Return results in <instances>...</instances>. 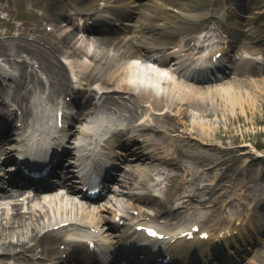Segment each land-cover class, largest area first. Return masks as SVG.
Instances as JSON below:
<instances>
[{"label": "rangeland", "instance_id": "374dc122", "mask_svg": "<svg viewBox=\"0 0 264 264\" xmlns=\"http://www.w3.org/2000/svg\"><path fill=\"white\" fill-rule=\"evenodd\" d=\"M5 1L6 0H2V3ZM53 1L54 0H11L4 12V15L9 21L0 23V43H4L6 46L11 47L18 45L25 39L14 38L13 36H17L22 30L32 31V36H34V30H37V34L40 36L47 22L43 14L47 6ZM233 1L234 0L165 1L161 10H157V13L153 15L155 17L145 29L146 31L142 33V38H149L154 32L169 35L173 30H177V25L183 20L182 11L187 15L198 13L197 16L199 14H203V16H207L208 14L212 15L214 11L215 15L221 16L226 8L233 5ZM158 2L162 3V1ZM250 3L253 4V9L247 13L249 18L248 27L251 28L256 26L255 24H260L256 32H251V34H257L261 37V42L259 44H247L249 53H259L257 55L258 62L251 64L249 68L252 75L224 85L216 84L215 82L200 83V87L211 89L205 96L210 102L209 108L213 114L207 116L206 111L203 109L197 110L199 111L198 113L191 110L193 109L191 107H187V110L183 111V114H178V109L173 108L174 112H172L171 115L179 119L183 117L182 121H179L177 118H175V120L160 119L163 121H159L157 127L165 131V133L159 132L156 134V138L162 144L169 146L171 155L175 157V162L179 165V167L172 168H167L165 165L157 167L162 171H170L176 175H183L184 178L189 179L191 183L193 182L196 188L202 183L200 188L202 187L205 191L198 192L196 194L197 199L209 201L204 203L195 202V206L198 207L197 212H216L219 216L233 217L231 218L233 221L241 216H245L248 210H255L253 211L254 213L264 216V150H258L256 148V146L264 147V0H250ZM187 17L188 16L185 18ZM12 22H16L20 26L17 27L18 31L9 35L10 23ZM189 25L194 26L193 23H189ZM173 26H176V29H170ZM192 30L194 31V29L189 31ZM189 35L191 37L193 32ZM51 36H54L53 33ZM130 37L131 35L127 38ZM190 37H187V40ZM70 40L71 39H69V41ZM28 41L40 46L32 40ZM69 41L63 42V47L68 44ZM237 48L238 47H234L233 51L229 53L230 57L236 56ZM11 50L30 53L28 49L23 47L22 49L19 47L18 49ZM69 52L76 57L77 64L80 65V59L75 54L71 53V50H69ZM75 52L80 53L78 50ZM85 59L87 60L88 58L86 57ZM132 64V66L138 68L143 76H147L148 78H153L157 72L151 66L140 65L138 62H133ZM118 65L123 71L127 66L124 61ZM30 83L31 85H35L32 81H30ZM28 88L30 87H27V89ZM30 93H32V90ZM144 101V98H140V103H142L143 106L141 105L137 116L153 120L154 115L144 107ZM168 108L170 109L171 107ZM204 112L205 115L203 114ZM186 114L195 115L191 118L205 124L206 128H208L206 131L207 136L203 135V131L198 126V128L189 129H196L202 133L203 137H199L197 141H195L194 138L188 139L186 132H188L189 129L183 124ZM136 124L137 123H135V125ZM176 127L180 129L179 132L181 134L178 138L175 137L176 133L174 129ZM183 132H185V134ZM150 133L153 134L152 132ZM186 142L197 144L204 157L196 162L194 159L185 157V153L193 156L199 154L194 149L190 150L186 148ZM207 146H209L208 149ZM148 163H150V161L146 164ZM136 167L140 168L139 165ZM206 167H210L211 169L203 171V168ZM212 168L214 169L212 170ZM255 170L260 172L259 175L254 173ZM150 174L158 177L156 176L158 174L157 171L150 170ZM141 179H145V182L152 181L148 174L142 176ZM219 180H221L220 184H218ZM213 181L215 184H212L214 183ZM170 183L172 184V188L167 185L165 189L169 193H172L173 196L177 195L176 190L179 196L188 194L187 189L182 188V177ZM224 186L225 188L221 189ZM241 186L244 188L243 191L240 190ZM210 187L211 189H209ZM134 189H136L135 193L144 192L141 187ZM189 190L191 189L189 188ZM222 190H225L223 194H221ZM142 205H149L152 209L156 208L155 204L151 202L146 204L143 203ZM263 253L264 247L257 250L255 256L252 258L253 264H264Z\"/></svg>", "mask_w": 264, "mask_h": 264}, {"label": "bare ground", "instance_id": "6f19581e", "mask_svg": "<svg viewBox=\"0 0 264 264\" xmlns=\"http://www.w3.org/2000/svg\"><path fill=\"white\" fill-rule=\"evenodd\" d=\"M148 5L154 7L153 9L157 8V6H153L151 4H148ZM154 5H157V3H154ZM157 9H160V8L158 7ZM153 11H155V10H153ZM151 14H152V12L148 13V10L143 13V15L146 18H149V20H148L149 22L148 23L147 22L141 23L142 26H145V25H147L153 21V18L155 16H151ZM189 17L191 20L183 19L184 24L187 21L195 22V20L199 21L202 18V16H189ZM183 23L181 22V24H183ZM225 33L227 34V32H225ZM236 34H237V32L235 31L231 35H232V37H234V35H236ZM231 35H230V38H231ZM135 39L137 41H139L137 36L135 37ZM209 40L210 39H200L199 44H197L193 50L191 48H189L188 46H187L188 48L181 47L180 49L188 52V55L190 57L198 54V55H200V59L202 58L203 61H207L208 56H211L213 50L215 48L216 49L219 48L218 45H208L207 47L204 48L203 47V45H204L203 41H206V43H209ZM110 41H112V40H110V38L109 39H103V40L101 39L98 42V46H102L105 43H108ZM169 41L175 42V40H173L172 37L169 38L167 36H161L160 34L155 33V35H153L149 41H145V42H147L150 45L151 52H159V51H161L160 47L166 45ZM22 46H23V48L28 49L32 53V56L36 60V62H38V63L41 62V70H42L43 74L48 75L50 82L52 83V87L57 86L59 84H61L62 86L63 85H69V83H70L69 77L67 76V74L64 73V67L65 66L58 64L50 55H48L45 52L38 51V49L33 48L27 42H24L22 44ZM5 47L6 46L3 43H0V53L5 52ZM18 48H19L18 45L13 47L14 50L18 49ZM20 48L22 49V47H20ZM126 51H128L129 60L126 64L127 66H126L125 70L120 72L118 75H114V77H112L110 79V82L117 83L120 86H123L124 89H131V87H132L131 82L128 83V82L124 81L123 79L130 81L132 78H137V72L134 71L133 73H131V71L134 69L132 66L133 60L134 59L141 60V59H144V58L149 57V56L147 55L146 49L144 47H140L138 45H136L135 49H132V48H129L128 46H126ZM23 52L24 51H20L19 53H23ZM103 52H105V54L107 55V50L103 47H100L99 49H97V52H96L97 54L95 57L101 56V55L104 57ZM244 53H245V50L240 53L241 58H242ZM203 56H205V58ZM190 62H193V59H191ZM93 65H95V63ZM87 70H88V68H86L85 71L87 72ZM52 71H55L56 74H53ZM233 76H235V75H233ZM38 84H40V82ZM206 93H209V91L202 90L201 88L196 87V86H189V87L185 88L184 85H180L178 83H175V84H169L168 85L166 98H167L168 106H170V107H175L178 109H182L183 107H186V108L191 107L195 110L203 109L204 111H206V115L210 116L213 114V112L209 108L210 102L207 100V97L205 96ZM21 94H24V93L17 94L15 96V98H17V96L21 95ZM24 95H26V94H24ZM18 100L21 104V108L25 107V104L27 102V101H25L26 97L22 96ZM155 105L159 107L161 105V101H155ZM197 112H199V111H197ZM203 114L205 115V112ZM186 126L188 128H198V126H199V128L203 131V135L207 136L206 131L208 130V128H206L205 124H202L198 120L196 121L194 118H191V116L186 117ZM97 129L99 130V128L97 126H94V127L82 128V129L78 130L79 135L81 137V140L83 139L85 144L88 147H90V141L93 138L92 135L95 132H97L96 131ZM78 131L77 130L74 131V133H73L74 137L76 136ZM203 135L201 132H199L195 129H191L190 133H188V136L192 137V138L193 137H203ZM157 145L160 146L159 144H157ZM185 145L188 148L198 150V147L195 144L185 143ZM84 150H85V146H84ZM184 156L187 158L194 159L195 162L202 158V156L199 154L193 156L190 154L188 155V153L187 154L185 153ZM200 165H202V164H200ZM200 165H198V166H200ZM208 169H211V168L210 167L203 168V171H206ZM254 173L258 174L257 171H254ZM125 174L128 175L127 185L131 186L134 184L133 182L137 181V179H136L137 175H136L134 170H128L125 172ZM176 177L177 176L167 175V179H170L171 181L175 180ZM180 177L184 178L183 175H180ZM225 178L229 179L227 177H225ZM190 183L191 182L186 181L185 185L190 184ZM220 183H221V180L218 181V184H220ZM192 184H194V183H192ZM192 187L195 188L194 185H192ZM192 187H190L191 190L193 189ZM224 188H225V186L221 189H224ZM225 190H222L221 194H223ZM191 192L194 195H192V196L188 195V196H186L188 199H186L184 201L182 200L184 206L185 205L191 206L192 204H194L192 202L194 200V197L195 196L197 197V195H196L197 192L193 191V190ZM116 194H119V192H116ZM148 194L149 193H147L146 195H148ZM146 195L144 198H146ZM127 196L129 197V199H131L132 194L128 193ZM151 197H152V195H150V198ZM48 198H49V200L46 203H44L45 205H43L41 208H34L29 203L28 207H27L28 210L25 213L19 212V205H12L11 206V209H12L11 212H13V213L9 214L7 217L3 216V212L5 211L4 207L0 208V209H2L1 210L2 212H0V247L4 251L3 254L9 255L12 252V250L16 247L22 248L23 250L26 249L27 244L31 240L39 237L38 232L42 233V230L44 228H42V230L39 229L40 227H42V225L47 224V226H45V228H47L48 226L53 224V221L57 215H61V214L67 212V209L64 207L55 209L53 206L47 205V203H52V202L57 201V199H59L57 202H55V204H57V205L61 204L62 206H65L68 204L69 208L70 209L72 208V210H74V211L78 212L79 210H81V206H79L77 203L72 201L69 194H65L61 197L50 196ZM52 199H54L55 201H51ZM110 201H112V200L110 199ZM35 206H37V205H35ZM114 206H117V205L114 204ZM186 208L188 209L189 207H186ZM163 210H165V209H163ZM51 211L53 213H51ZM85 211L86 210H83V212H81V213H86ZM33 212H37V213L34 214ZM27 214H29V215H27ZM246 215L241 216V217L248 218V217H246ZM84 217H86V216H84ZM199 218H201V217H199ZM199 218H197V219H199ZM253 218H254V215H251V217L248 218V220L250 221L251 224H254V225L257 224L256 225L257 229L255 230V233H256L255 237H252L251 235H249L247 233V228L243 227L241 229L240 234L233 238L232 241H233L234 245L232 247L230 246L231 245L230 242L228 243L229 240L227 239L226 241L225 240L221 241L218 244L213 243L216 245L203 246L200 248V250L198 252H195V253L186 252V253H184V255L185 256H197V258L206 259V258H215L214 256L220 255V254H223V255L228 254L226 256L227 257L226 261L228 264H244L247 261V259L249 258V256L252 254L254 249L258 245H260L261 243L264 242V235H263L264 234V227L259 229V226H260L259 221L256 219V221L254 222L252 220ZM101 220H105L104 216H101ZM196 220H194V221H196ZM235 220H237V219H235ZM65 231H66L65 229L56 230V234L50 238L51 240L46 242V248L47 249H44V252H43L44 255H47L50 252L49 249L52 248V245H54V249L51 250V253L53 251H55L56 243L58 242L56 240L61 236V234H64ZM14 235L16 236V238H15L16 240H14ZM246 237L251 239L249 243L246 242V240L248 239ZM26 238H30V240L26 242ZM255 238H257V242L254 240ZM17 242H20V244L17 245ZM241 243L243 245L242 247H240ZM178 244L180 245L181 243H178ZM213 248H214V251H212V252H203L202 253V251L204 249H206V251H209L210 249H213ZM189 249L191 250L192 248L190 247ZM229 249H231V250H229ZM191 251H194V250H191ZM57 253H55V254H57ZM206 255H209V256H206ZM250 263L251 262H248V264H250Z\"/></svg>", "mask_w": 264, "mask_h": 264}]
</instances>
